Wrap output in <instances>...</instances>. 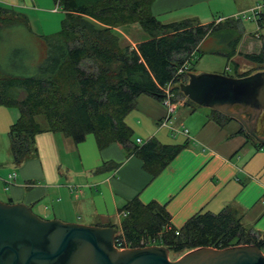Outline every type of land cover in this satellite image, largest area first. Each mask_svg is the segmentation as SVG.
<instances>
[{
  "label": "trees",
  "instance_id": "16d2710c",
  "mask_svg": "<svg viewBox=\"0 0 264 264\" xmlns=\"http://www.w3.org/2000/svg\"><path fill=\"white\" fill-rule=\"evenodd\" d=\"M52 1L63 13L59 30L36 37L27 52L11 49L12 36L7 30L16 24L29 31L24 20L0 6V106L18 111L7 131L13 163L19 164L35 150L34 138L40 133H59L74 143L92 134L98 146L115 142L139 158L151 176L156 175L183 146H162L153 139L134 145L123 118L141 95L161 101V89L167 83L173 84V97H183L178 82L184 83L185 75L178 81L174 74L184 62L188 64L186 72H192L193 52L218 25L188 21L162 24L150 13L152 0ZM230 23L227 29L236 31ZM129 24H137L147 36L135 47L120 45L114 32ZM243 57L264 66L263 38L257 54ZM211 113L216 123L232 120ZM120 211L126 213L125 218L119 225L110 226L128 248L139 247L141 240L151 238L172 253L200 247L252 244L261 250L264 246V238L248 234L228 210L216 215L198 213L177 230V235L168 224L169 216L154 202L142 205L134 198Z\"/></svg>",
  "mask_w": 264,
  "mask_h": 264
},
{
  "label": "crops",
  "instance_id": "0c3cea01",
  "mask_svg": "<svg viewBox=\"0 0 264 264\" xmlns=\"http://www.w3.org/2000/svg\"><path fill=\"white\" fill-rule=\"evenodd\" d=\"M41 1L0 0V6L21 16L30 30L27 21L34 19ZM259 1L152 0L150 13L162 24L202 16L200 25L213 23L208 13L220 14L218 19L228 18L227 22L243 33V22L254 24L249 17L241 21L239 16ZM130 29L139 36L136 42H124ZM114 32L120 45L135 47L147 39L137 24L117 27ZM242 33L235 55L251 54L238 49ZM258 38L264 36L260 33ZM214 46L206 36L198 50L220 57L229 55L215 53ZM232 58L228 57L227 63ZM221 67V62L215 66L212 61L211 68L202 70L223 74ZM248 70L235 77L252 73ZM174 101L166 126L160 124L166 114L161 102L142 95L123 118L134 145L153 139L162 146H183L156 175L151 176L139 158L115 142L98 146L94 136L88 134L74 143L62 134L44 132L35 136V150L19 164L13 163L9 151L0 155V201L25 205L42 220L92 223L98 227L118 225L124 213L121 208L134 198L142 205L154 202L161 206L174 230L198 213L216 215L228 210L248 234L264 238V148L248 140L236 121L216 123L211 110L200 112L177 95ZM17 117L15 108L0 106V132L7 133ZM181 130H186V135ZM10 174L13 178L8 179ZM260 251L264 256V246Z\"/></svg>",
  "mask_w": 264,
  "mask_h": 264
},
{
  "label": "water",
  "instance_id": "95a60500",
  "mask_svg": "<svg viewBox=\"0 0 264 264\" xmlns=\"http://www.w3.org/2000/svg\"><path fill=\"white\" fill-rule=\"evenodd\" d=\"M178 90L192 104L236 121L264 147V129L256 131L264 110V70L243 77L187 73ZM115 233L111 226L42 220L25 205L0 201V264H264L252 244L195 248L170 261L163 246L116 250Z\"/></svg>",
  "mask_w": 264,
  "mask_h": 264
},
{
  "label": "rangeland",
  "instance_id": "374dc122",
  "mask_svg": "<svg viewBox=\"0 0 264 264\" xmlns=\"http://www.w3.org/2000/svg\"><path fill=\"white\" fill-rule=\"evenodd\" d=\"M35 9H37L36 10L37 12H34L35 14L34 19H32L30 22L27 21L30 26V30H29L30 32L26 31V29L22 25L13 24L7 27V30L9 31L8 34L12 36L13 38L9 40V45L11 46L12 50H18V52L21 50H26L25 52H27L29 50L28 46L29 47L31 46L30 43H35L36 37L47 36V35L56 33L59 30V23L63 17V13L60 7H57V11L53 12L54 4L52 3V0H42L41 3L38 5V8H35ZM207 15L209 17H212L213 23L219 24L216 31L208 35V39L212 40L215 44L214 52L215 53L218 52L220 54H229V55L223 56V57H220L217 55H209V54L202 53L201 49H199L198 51L193 52V57L191 58V68H192L191 71L192 72L190 73L194 72L195 74H198V73L217 74L213 72H205L204 70H202V69L211 68L212 61L215 62V66L221 62L222 67H221V70L219 71L223 73L224 75H227L230 77H235V75L240 74L242 70L244 71V70L250 69L248 70V72H252V73L256 71L264 70L262 68L264 67L263 65L247 61L243 57V54L235 55L234 49L237 43L239 42L242 32L240 30L238 31L237 27H235L236 31L228 30L226 27L227 21L229 20L228 18H226V21H225L223 20V18H220L222 20L218 19V17H221L220 14L208 13ZM241 15L239 16L241 21L248 20L247 13L242 16ZM245 18H247V20H245ZM200 19H202V16H192L189 18H185L183 20L181 19L177 20L176 23L183 22V21H188L189 23H198ZM231 20L232 19H230V21ZM243 23H244L243 25L244 29H243L242 38L240 40L238 49L241 53H251V54L255 53L256 54L257 52H259L258 49L261 44V39L254 36L255 29L253 25H251L248 22H243ZM133 30L134 29H130L129 31L130 34L125 33V37H123L124 42L129 43L130 40H132V42H136V39H138L139 36L137 37V35L134 34ZM19 33L22 34L23 37H21ZM260 33L261 35L264 36V30H262ZM228 57H234V58H232V60L228 61L227 63ZM224 67H227V68L224 69ZM235 69H238V71H236ZM190 105L194 108H197L196 110H201L200 112H202V110L207 112L206 108H202V107H199L193 104H190ZM261 116H262L261 121L259 122V125L257 126V133H260L262 130L260 126L263 122V115ZM261 135H264V134H261ZM8 151H9V139L7 137V133L6 131L0 132V155L6 154V152ZM121 216L122 217L119 219V224L125 218L126 213H123ZM185 253L186 252H182V253L169 252L168 259L170 261H175L176 259H178L180 256H182Z\"/></svg>",
  "mask_w": 264,
  "mask_h": 264
},
{
  "label": "built area",
  "instance_id": "2783aa9c",
  "mask_svg": "<svg viewBox=\"0 0 264 264\" xmlns=\"http://www.w3.org/2000/svg\"><path fill=\"white\" fill-rule=\"evenodd\" d=\"M57 7L58 4L55 3L54 4V9L53 12L57 11ZM248 17L252 20L253 24H254V36L259 37L260 32L262 30H264V0H260L259 2L255 3V5L250 8V10L247 12ZM244 15V14H242ZM220 21V20H219ZM188 67V64L186 62H184L179 68H177L174 77H176L174 80H178L179 81V77L182 75H185V80H186V69ZM181 83V82H178ZM173 84L167 83L162 89V99H161V104L164 106L165 110H166V114L164 119L161 121V126H166L169 122V117L170 114L172 113L173 109H174V105H175V101H172L173 94L170 91L171 87ZM183 135H186V130H181L180 132ZM139 143V140H136V144ZM13 178V174L8 175V179ZM174 235H177V230H175ZM156 240L154 238L151 239H143L139 242V245L144 246V245H155ZM113 245L114 248L118 251L120 250H124V249H128V247L126 246V244L124 243L123 239L121 237H119V234H114L113 236ZM155 246H159V245H155Z\"/></svg>",
  "mask_w": 264,
  "mask_h": 264
},
{
  "label": "flooded vegetation",
  "instance_id": "af4514ba",
  "mask_svg": "<svg viewBox=\"0 0 264 264\" xmlns=\"http://www.w3.org/2000/svg\"><path fill=\"white\" fill-rule=\"evenodd\" d=\"M261 115H263V122H262V124H261V129L263 130L264 129V110L261 112V114L259 115V118H258V121H257V125H256V131H257V126L259 125V122L261 121V118H262V116ZM261 130V131H262ZM261 134H264V131L261 133Z\"/></svg>",
  "mask_w": 264,
  "mask_h": 264
}]
</instances>
